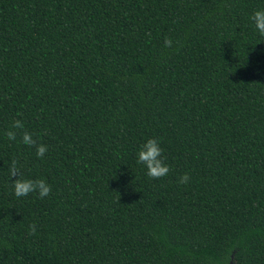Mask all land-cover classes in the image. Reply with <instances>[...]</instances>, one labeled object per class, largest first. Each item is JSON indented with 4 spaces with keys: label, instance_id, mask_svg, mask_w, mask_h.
I'll return each mask as SVG.
<instances>
[{
    "label": "trees",
    "instance_id": "16d2710c",
    "mask_svg": "<svg viewBox=\"0 0 264 264\" xmlns=\"http://www.w3.org/2000/svg\"><path fill=\"white\" fill-rule=\"evenodd\" d=\"M258 7L0 0V264H264ZM148 137L165 177L136 163ZM13 160L46 197L13 194Z\"/></svg>",
    "mask_w": 264,
    "mask_h": 264
},
{
    "label": "clouds",
    "instance_id": "9594fccd",
    "mask_svg": "<svg viewBox=\"0 0 264 264\" xmlns=\"http://www.w3.org/2000/svg\"><path fill=\"white\" fill-rule=\"evenodd\" d=\"M248 21L257 38L264 39V7L254 9ZM165 46L171 47L172 41L165 39ZM24 128L22 120L15 119L11 123L10 130L6 131L5 136L9 140H16V131ZM19 142L28 147L35 148V156L40 158L47 151V145L37 143V139L33 138V133L28 131H21L19 133ZM163 149L160 146V139L158 137H148L138 145L135 153L136 163L141 165L145 174L152 178H160L167 176L169 172V165L165 162L162 156ZM8 178L12 185L13 194L16 197H24L30 193H36L40 198L46 197L50 192V186L41 178L26 177L23 168L17 166L15 160L12 161L11 166L7 170ZM15 176V179L11 177ZM188 180V174L184 173L179 177V183H185ZM32 231L35 230L34 225H30Z\"/></svg>",
    "mask_w": 264,
    "mask_h": 264
},
{
    "label": "rangeland",
    "instance_id": "374dc122",
    "mask_svg": "<svg viewBox=\"0 0 264 264\" xmlns=\"http://www.w3.org/2000/svg\"><path fill=\"white\" fill-rule=\"evenodd\" d=\"M230 264H235L233 261Z\"/></svg>",
    "mask_w": 264,
    "mask_h": 264
}]
</instances>
